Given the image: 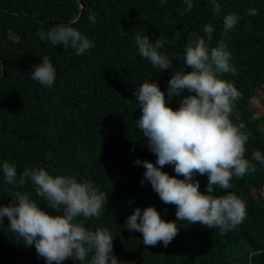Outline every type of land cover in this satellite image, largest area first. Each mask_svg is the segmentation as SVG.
Returning a JSON list of instances; mask_svg holds the SVG:
<instances>
[{
    "label": "trees",
    "instance_id": "1",
    "mask_svg": "<svg viewBox=\"0 0 264 264\" xmlns=\"http://www.w3.org/2000/svg\"><path fill=\"white\" fill-rule=\"evenodd\" d=\"M81 2L83 8L78 0H0V205L19 191L51 211L30 181L23 187L9 185L2 173L4 161L16 165L17 180L27 168H45L53 176L91 180L109 192L101 216L85 225L108 227L115 237L114 254L125 264H264V165L256 161L254 173L231 181L229 191L246 202V219L234 230L221 234L179 221L178 235L167 247L162 242L149 247L142 233L124 227L137 207L154 206L165 220L177 219L176 206L164 204L150 184H141L145 169L134 164L137 158L155 162L157 157L135 126L141 109L133 92L145 80L158 81L166 91L174 71H191L183 60L188 38L195 33L207 42L203 26L210 24L215 31L209 47H214L229 13L240 17L228 40L237 74L223 78L234 81L241 93L236 111L251 134L246 158L251 160L256 150L264 154V0H216L218 14L212 0H193L192 11L183 15V0ZM251 8L256 16L248 15ZM93 15L95 23L89 19ZM61 24L75 27L95 46L77 56L37 35ZM136 33L153 41L162 35L167 42L160 51L176 57L173 68L161 73L142 58ZM43 56L57 69L50 88L31 79ZM186 95L172 98L170 106L178 108ZM163 170L175 175L171 165ZM196 178L205 191L207 175ZM216 194L226 193L217 188ZM8 223L7 218L0 222V264H47L34 245L25 246L8 230ZM64 264L80 262L67 259Z\"/></svg>",
    "mask_w": 264,
    "mask_h": 264
},
{
    "label": "clouds",
    "instance_id": "2",
    "mask_svg": "<svg viewBox=\"0 0 264 264\" xmlns=\"http://www.w3.org/2000/svg\"><path fill=\"white\" fill-rule=\"evenodd\" d=\"M183 3L186 8L181 15L193 9V0ZM212 3L213 13H220L221 5L216 0ZM247 12L250 16L258 14L255 8ZM89 19L95 23L94 15ZM239 19L237 13L223 17V36L214 47H209L215 31L212 25L203 26L207 42L204 36L193 33L183 57L186 69L191 71H174L166 91L161 90L158 81L145 80L133 92L141 109L135 126L146 138L149 151L157 157L155 162L139 158L134 161L145 169L141 184H150L164 204L175 205L177 217L168 221L154 206L137 207L125 220L124 227L142 233L146 246L162 242L167 247L178 235L179 221H187L189 225L199 223L225 234L246 219V202L229 191L233 187L231 181L254 173L253 161L264 165V154L256 150L251 160L246 158L251 134L236 111L241 93L234 81L223 78L226 74H237L231 63L228 40ZM37 35L55 46L62 44L65 49H73L77 56L95 46L81 31L66 24L56 25L47 33L39 30ZM134 41L140 56L158 72L173 68L176 57L160 51L167 42L162 35L153 41L136 33ZM33 69L30 72L33 81L46 88L54 85L57 69L48 56H43ZM185 92L189 95L180 99L178 108L170 106L172 98ZM167 165L173 167L175 175L163 170ZM2 173L9 185L23 187L30 181L37 196L51 209L46 210L29 194L19 191L9 204L0 205V222L7 218L8 230L22 238L25 246L34 245L38 257L47 264H64L67 259L80 264H125L114 254L115 237L108 227L93 230L85 225V221L101 216L109 192L99 190L91 180L53 176L45 168H27L17 180V167L8 161L3 162ZM203 175L208 177L205 191L200 190V180L196 178ZM217 188L226 194L217 195Z\"/></svg>",
    "mask_w": 264,
    "mask_h": 264
},
{
    "label": "water",
    "instance_id": "3",
    "mask_svg": "<svg viewBox=\"0 0 264 264\" xmlns=\"http://www.w3.org/2000/svg\"><path fill=\"white\" fill-rule=\"evenodd\" d=\"M78 1H79L80 5H81V8H83L81 0H78ZM81 16H82V10H81V12H80V15H79L78 19H80Z\"/></svg>",
    "mask_w": 264,
    "mask_h": 264
}]
</instances>
